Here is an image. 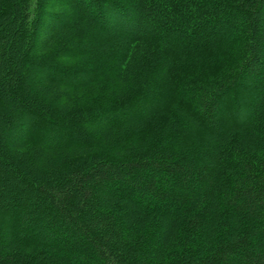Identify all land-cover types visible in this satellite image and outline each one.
Wrapping results in <instances>:
<instances>
[{
  "label": "trees",
  "instance_id": "16d2710c",
  "mask_svg": "<svg viewBox=\"0 0 264 264\" xmlns=\"http://www.w3.org/2000/svg\"><path fill=\"white\" fill-rule=\"evenodd\" d=\"M0 264H264V0H0Z\"/></svg>",
  "mask_w": 264,
  "mask_h": 264
}]
</instances>
